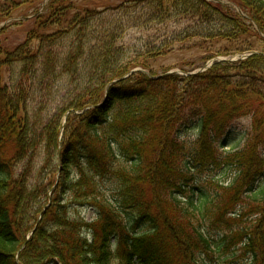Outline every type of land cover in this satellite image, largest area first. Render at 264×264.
<instances>
[{
  "label": "trees",
  "instance_id": "obj_1",
  "mask_svg": "<svg viewBox=\"0 0 264 264\" xmlns=\"http://www.w3.org/2000/svg\"><path fill=\"white\" fill-rule=\"evenodd\" d=\"M220 1L50 0L41 13L44 0L0 1V24L36 8L16 46L0 30V264H200L235 244L245 264H264V0ZM132 29L152 34L129 51ZM217 46L253 54L188 76L147 63ZM244 117V146L221 152ZM205 169L234 176L196 200Z\"/></svg>",
  "mask_w": 264,
  "mask_h": 264
},
{
  "label": "rangeland",
  "instance_id": "obj_2",
  "mask_svg": "<svg viewBox=\"0 0 264 264\" xmlns=\"http://www.w3.org/2000/svg\"><path fill=\"white\" fill-rule=\"evenodd\" d=\"M1 1V0H0ZM76 4V8H103L110 5H115L120 2H125L127 0H73ZM43 5L39 6L40 9ZM36 8L29 7L28 4H22L17 6L11 17L9 18V22L3 26L1 37L7 39L6 44L10 46H16L23 40L27 38L26 28L28 27L29 22H24V18L32 19L34 16ZM31 23V22H30ZM4 23L0 24L1 26ZM186 24L183 22L182 27ZM7 26V27H6ZM58 26H52L51 29L55 30ZM180 27L179 23H172V28L177 29ZM4 32V33H3ZM152 33L149 31H143L138 29L129 30L122 39V43L125 44L129 51H133L136 46H140L141 42H145ZM36 43V40L33 41ZM248 45H241L240 49H246ZM259 50H263L264 46L257 47ZM236 48H232L230 51H226V49H221L220 46L217 48H213L210 50L201 49L199 47L190 48V49H175L169 54H166L162 57L157 58L154 62L152 60H147V63L153 66V72L163 74L168 71L167 74L175 73L178 75H186L189 73H195L198 71H204V67L206 65L211 64V62L216 58H225V59H238L239 55L245 52H237ZM244 58V57H241ZM238 61V60H237ZM223 62V61H221ZM228 73V72H227ZM251 117H244L239 120L236 124H234L233 129H231L226 136L225 140H221L219 142L220 151L221 152H233L235 150L241 149L247 139L246 133L251 125ZM190 139H194V131L187 133ZM224 143V144H223ZM195 178L190 184V188L188 189V195H193L197 200L199 199L200 193L202 191H208L211 193L213 189L212 182H226L229 183L232 181L231 178L234 176V171L232 169H222V170H212L205 169L195 172ZM63 203H66L64 200ZM69 216L76 219H85V221L92 222L96 220V212L91 207L88 206H70L68 210ZM125 220L129 223L130 227H135V219L133 214L130 212L125 215ZM134 219V220H132ZM147 226L141 225L139 229L145 230ZM209 235L213 239L216 244L221 243L222 238L224 237V231L220 229L209 230ZM91 238V235L88 236ZM243 251L240 249V244H235L231 247L229 251H224V247L222 249H218L217 246H214L213 252L210 255H204L201 259L200 264H245L247 262V256H244Z\"/></svg>",
  "mask_w": 264,
  "mask_h": 264
}]
</instances>
